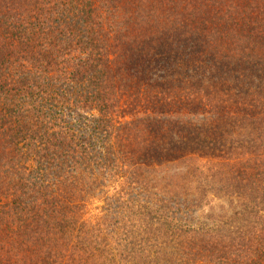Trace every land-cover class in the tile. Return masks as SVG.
I'll list each match as a JSON object with an SVG mask.
<instances>
[{
  "label": "trees",
  "instance_id": "1",
  "mask_svg": "<svg viewBox=\"0 0 264 264\" xmlns=\"http://www.w3.org/2000/svg\"><path fill=\"white\" fill-rule=\"evenodd\" d=\"M0 264H264V0H0Z\"/></svg>",
  "mask_w": 264,
  "mask_h": 264
}]
</instances>
